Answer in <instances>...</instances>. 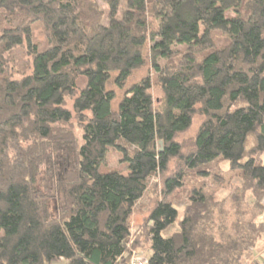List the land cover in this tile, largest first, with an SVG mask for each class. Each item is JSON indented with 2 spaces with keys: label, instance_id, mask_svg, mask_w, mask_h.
<instances>
[{
  "label": "trees",
  "instance_id": "obj_1",
  "mask_svg": "<svg viewBox=\"0 0 264 264\" xmlns=\"http://www.w3.org/2000/svg\"><path fill=\"white\" fill-rule=\"evenodd\" d=\"M148 65L154 79L130 82ZM109 150L127 175L102 170ZM263 155L264 0H0V264H128L140 251L147 264H243L264 234ZM218 162L238 181L230 206L203 190ZM156 174L163 198L132 239ZM185 174L200 181L165 238Z\"/></svg>",
  "mask_w": 264,
  "mask_h": 264
},
{
  "label": "rangeland",
  "instance_id": "obj_2",
  "mask_svg": "<svg viewBox=\"0 0 264 264\" xmlns=\"http://www.w3.org/2000/svg\"><path fill=\"white\" fill-rule=\"evenodd\" d=\"M100 9L104 13H107L106 6L102 5L99 1L97 2ZM123 8L121 9L123 11ZM226 17L230 18L233 17L232 12H228L226 14ZM182 49V47L180 48ZM25 52L22 50H15L12 53L11 60L14 62V71L19 72V76L16 74L14 75V79H20L21 76L28 73L27 68V59L25 57ZM146 76H149L151 78H155L153 71L149 67V65L144 68L141 71H137L132 75V78L130 82H137L141 78H144ZM154 82V80H153ZM152 87H155V84L152 83ZM81 85V83H80ZM109 89H113V85L109 83L108 86ZM116 93L118 95L122 94V91L116 90ZM153 97L155 99V102H158V99L161 97V94L158 90L153 89L152 90ZM68 107H71V101H68ZM157 107V106H156ZM202 119L199 116H194L193 123L191 126V129L179 136L178 140L184 146V151H187L189 149V146L191 145V138L196 133ZM72 130L73 133L77 139V141L81 144V130L79 128V125L76 123V121H72ZM159 148V144H158ZM125 150L129 155H131L135 148L133 147H126ZM262 160L264 161V155L262 157ZM178 163L177 161H173L171 164V167L175 166V164ZM105 166H103L102 170L106 172L114 171L117 173H121L122 175H127V165L123 161V157L121 154L116 152L115 150H109L108 154L106 156L105 160ZM214 168V174H220L219 177H212L208 181L204 183L203 190L205 191V194L208 198L209 206H230L229 201V195L230 192H232V185L233 183H237L238 181L236 179L231 178V175H227V166L224 163L218 162L216 163ZM45 170V169H44ZM44 170L42 171L41 175L44 173ZM39 175L38 179L41 177ZM165 176H161L159 174H156L154 176H151L148 179L147 189L142 196V198L137 202V204L134 206L132 216L130 218V235L133 239L138 231L141 230V226L143 223H145V220L147 219L148 212L152 208V205H154L158 200L162 199L163 196V180ZM200 181V180H199ZM197 178L194 176H191V174L187 175L185 174L184 179V185L181 189H178L174 191L170 196L167 197L166 200H168L172 206L177 210L178 218L177 221L171 225L164 233L163 237L168 238L171 234L177 233L179 231L178 223L181 220L184 209L186 206H190L189 197L191 195V191L194 187L197 186V182H199ZM245 201L251 202V196L249 193L245 195ZM50 211L53 207V202L49 203ZM143 249V248H142ZM142 252V256L147 260L150 256V253L147 251H140ZM54 264H62V262H56ZM243 264H264V234L260 236L258 239L255 247L251 249L245 256V259L243 261Z\"/></svg>",
  "mask_w": 264,
  "mask_h": 264
},
{
  "label": "built area",
  "instance_id": "obj_3",
  "mask_svg": "<svg viewBox=\"0 0 264 264\" xmlns=\"http://www.w3.org/2000/svg\"><path fill=\"white\" fill-rule=\"evenodd\" d=\"M148 259L146 260L142 256V252H133L130 256L128 264H147Z\"/></svg>",
  "mask_w": 264,
  "mask_h": 264
}]
</instances>
